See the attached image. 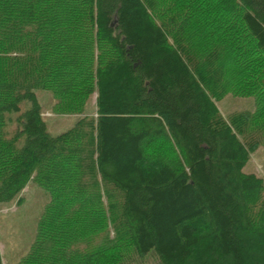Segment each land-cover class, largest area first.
<instances>
[{"label": "trees", "instance_id": "trees-1", "mask_svg": "<svg viewBox=\"0 0 264 264\" xmlns=\"http://www.w3.org/2000/svg\"><path fill=\"white\" fill-rule=\"evenodd\" d=\"M95 84L52 135L35 89ZM229 91L264 99V0H0V204L48 194L14 264H264V111Z\"/></svg>", "mask_w": 264, "mask_h": 264}, {"label": "rangeland", "instance_id": "rangeland-1", "mask_svg": "<svg viewBox=\"0 0 264 264\" xmlns=\"http://www.w3.org/2000/svg\"><path fill=\"white\" fill-rule=\"evenodd\" d=\"M157 14H164V12L161 11ZM161 16L159 17L163 21L164 17L162 18ZM91 74L89 72L87 78H90ZM35 93L41 105V116L45 120L47 129L52 135L59 134L68 129L82 115L89 114L96 117L95 109L98 96L96 84L95 89L83 101V106H85L82 113L58 112L55 110L57 100L51 91L38 88L35 89ZM260 94L259 96L256 93L244 94L229 91L226 97L216 101V103L224 116L232 111H249L253 112L252 116H255L259 114L260 108L264 111V99L261 98L263 93ZM76 98L79 101L82 100L80 91ZM28 106V101L21 102L20 111H24ZM13 129V123L7 125L5 128L8 133ZM242 171L245 173L254 172L257 175H261L264 179V141L262 145L249 154V159ZM30 184L31 186L29 187ZM35 190H41V192H44V195L37 196ZM47 195V191L38 185L35 180L31 179L21 190L19 197L14 198L10 202L0 204V252L3 264H14L29 248L33 239L36 221L43 209L42 207ZM18 198H20V203H18ZM102 199L104 201L106 199L104 193H102Z\"/></svg>", "mask_w": 264, "mask_h": 264}, {"label": "crops", "instance_id": "crops-1", "mask_svg": "<svg viewBox=\"0 0 264 264\" xmlns=\"http://www.w3.org/2000/svg\"><path fill=\"white\" fill-rule=\"evenodd\" d=\"M30 186H31V184L29 185V187H30ZM29 187H28V188H29ZM36 189H38V188H36ZM35 191H36L37 193H38V192H41V190H35ZM0 251H1V250H0Z\"/></svg>", "mask_w": 264, "mask_h": 264}]
</instances>
